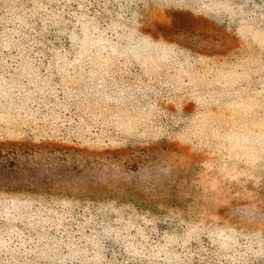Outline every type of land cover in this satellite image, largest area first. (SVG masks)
<instances>
[{"label": "rangeland", "instance_id": "1", "mask_svg": "<svg viewBox=\"0 0 264 264\" xmlns=\"http://www.w3.org/2000/svg\"><path fill=\"white\" fill-rule=\"evenodd\" d=\"M21 1L19 11L10 9L18 18L49 14L24 10L36 4L50 13L51 6L59 9L50 14L55 20L72 14L62 31L47 28L39 46L43 36H26L36 38L38 55L54 48L69 52L74 61L64 62L80 66L81 77L89 75L79 80L92 82L88 88L98 97L96 103L65 97L85 119L77 121L71 111L57 109L69 107L57 101L65 87L36 90L45 97L30 99L29 110L12 105L21 114L5 116L6 129L49 145L41 151L47 171L59 152L74 159L76 150L82 157L121 153L116 160L96 159L99 167L80 174L82 182L114 181V187L106 183L112 188L107 193L68 189L64 196L55 191L4 200L9 208L0 212L18 251L28 250L26 264H115L122 245L132 250L146 242L153 250L144 249L163 264H236L217 251L246 244L252 231L264 232V0ZM52 16L41 27L51 25ZM79 36L88 37L87 46ZM45 58L35 60L36 75L46 74ZM20 84L27 90L29 84ZM108 84L122 101L102 96L109 95ZM45 150L54 156L46 159ZM46 174L57 179L55 172ZM153 208L176 224L158 225ZM114 235L128 245L110 239ZM130 257L129 251L123 258Z\"/></svg>", "mask_w": 264, "mask_h": 264}, {"label": "trees", "instance_id": "2", "mask_svg": "<svg viewBox=\"0 0 264 264\" xmlns=\"http://www.w3.org/2000/svg\"><path fill=\"white\" fill-rule=\"evenodd\" d=\"M39 1L41 2V0ZM17 3H23V1L0 0V209L6 210V208H9L8 204L4 203L5 199H14L19 197L18 195L21 194L39 195L41 193H54L57 191V195L64 196L68 189L73 191L82 189L83 193L88 194L91 192L103 191L107 193L112 188L108 189L106 183L114 187V181H106L103 183L94 178H88L82 182L79 180L80 174H90V172L95 170L96 167H99L100 163H98V165L96 159H108L109 155L112 159L116 160L118 156L121 155L120 152L105 150L101 153H87V156L82 157L83 154L78 153L80 150H76L77 153L75 154H77V157L75 159L73 157H66V155L59 152V155L54 158L57 159V161L54 163V166H51L48 170L51 174L53 172L57 173V179H55L47 175L46 172L48 171L43 168L44 164L47 162L42 161L43 157L41 151L49 145H35L22 140L21 137H13V135H16L14 133L15 130H7L5 126L8 125L3 124L5 123L3 122L4 118L8 114L11 115L13 112L15 115L20 116L21 114L18 113V109L11 110L10 108H12V105L18 106L23 104L29 110L31 109L29 106L30 99L36 97L41 99L45 97L39 92H36V90H47L51 86L65 87V89L60 88L57 92V101L62 102L61 104H66V106L69 105V107L67 110H63L62 107L57 109L59 110V113L64 114H66V112L70 113L71 111V113L76 116L77 121H84L85 119L84 117H79V115L73 109L74 106H71L70 103L65 101V97L68 96L73 101L77 100L78 102H88V99L90 98V100L95 101V103L96 97H98L97 93H93L92 89L88 88L91 87L92 82H81L79 80L81 77V67L79 66L78 68H73L70 64L64 62L66 59L67 62L74 61L71 60V57H66L65 54L71 55L69 52L64 51L63 53H58L57 49L55 48L50 50L47 54L38 51L39 55H46V57H48L45 58L48 67L47 70H45L44 67L41 69L44 70L46 74L40 76L36 75L37 72H40V70L36 69L34 65L36 64L35 60L39 59V55L36 52L37 49L32 43V39L36 38H32L30 40L26 34L29 32H35L34 34L37 33L38 35L43 36V40L38 39L37 41V45L39 46L43 44L46 38L49 36L47 28H52V26H54L57 29V33L62 31L61 27L67 28L68 18L71 17L72 14L66 15L65 19L57 18V20H55V17L50 14L56 13V11L59 9L56 10V7L51 6L53 7V11L50 13L44 4H36L28 7L29 9L24 7V10L30 11L32 9L34 12H36L37 10L44 8L45 11L49 12V14H46L44 11L38 13L40 16H42L41 19L37 16L33 19V15H21V17L18 18L17 14H14L13 11H10V9L19 11L18 7L16 6ZM58 3L60 4V1ZM51 16L52 18L50 22L52 24L46 27H41L40 24L42 20L50 18ZM35 20H38L39 22ZM83 20L85 19H81L79 25L83 23ZM55 22H57V24ZM86 24L89 27H93V25H90L89 23ZM83 28L84 30L89 31L88 27ZM70 35L71 38H75V36H77L74 35V33ZM70 35L66 36V45L71 44ZM79 37L83 40V46H87L88 37ZM8 55L16 56V59L11 62V59L7 57ZM85 62H88V60ZM88 76L89 75H83L81 79H87ZM56 78L57 81L59 79L61 81L69 80V82H72L76 88L71 83L66 85L63 83L59 84L60 82L55 84L50 83L54 82L53 80ZM31 79L37 81L31 82ZM24 82L25 84H29V86H26L27 90L20 84ZM105 88L106 89L104 90H107L111 96H102L111 97L110 100L113 101H115L117 98H119V101H122V98L119 96V94L115 95L117 93L116 87L108 84L105 86ZM33 90L34 92L32 95ZM91 140L94 141L92 136ZM55 150L59 151L58 149ZM45 151L48 152L46 159L54 156V153H51L48 150ZM85 157L88 158L87 163L83 161ZM68 162L70 165H68ZM41 169H44V177H40ZM67 175L73 179L65 180L60 178L61 176L64 178V176ZM119 188H121V185H119ZM125 190H130V188L127 187ZM118 207L119 206H116L114 211H116V208ZM15 208L16 206L14 205L11 207V210ZM152 211L154 214L151 218L152 220L158 221V225H160V223L164 226H174L176 224V221H174L171 225H169L166 220L159 218L162 212L161 210L157 211L156 208H153ZM5 219L4 213L0 212V224L2 225L0 227V264H26L24 261V254L28 250L18 251V244L16 243L17 239L14 238L16 234L11 233L10 229L7 228L8 221L5 222ZM6 233H10V235L8 236ZM120 233L122 237H126V234H123V232ZM247 236L249 239H246V244L241 243L240 246L227 245L224 248H220L217 251V254L228 255L230 262L235 261L236 264H264V232L259 233L258 231H252L248 233ZM122 237L114 235L110 237V239L115 240L118 238V243L119 240H124L123 243L128 245L126 240ZM152 245L153 244L151 242H146L144 248L150 247L149 250L152 251ZM130 246L129 248L133 247L132 245ZM127 248L128 247L125 245H122L119 249H117L120 262H115V264H163L157 260L154 253H150L140 246H135V249L132 250H128ZM129 251L131 257L130 261H127V259H124L123 257L127 255Z\"/></svg>", "mask_w": 264, "mask_h": 264}]
</instances>
